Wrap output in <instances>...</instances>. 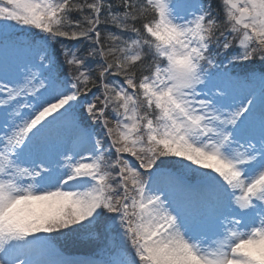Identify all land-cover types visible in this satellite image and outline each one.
<instances>
[{"label":"snow or ice","instance_id":"snow-or-ice-1","mask_svg":"<svg viewBox=\"0 0 264 264\" xmlns=\"http://www.w3.org/2000/svg\"><path fill=\"white\" fill-rule=\"evenodd\" d=\"M0 264H264V0H0Z\"/></svg>","mask_w":264,"mask_h":264},{"label":"rangeland","instance_id":"rangeland-1","mask_svg":"<svg viewBox=\"0 0 264 264\" xmlns=\"http://www.w3.org/2000/svg\"><path fill=\"white\" fill-rule=\"evenodd\" d=\"M257 65H258V64H257ZM257 65H256V66H257ZM59 242H60V245L63 246V247L68 246V245H67V244H68L67 240H66L65 238H63V237L59 238ZM71 246L81 247L82 245H71Z\"/></svg>","mask_w":264,"mask_h":264}]
</instances>
